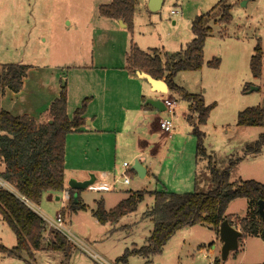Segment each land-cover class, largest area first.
<instances>
[{
  "label": "rangeland",
  "instance_id": "obj_1",
  "mask_svg": "<svg viewBox=\"0 0 264 264\" xmlns=\"http://www.w3.org/2000/svg\"><path fill=\"white\" fill-rule=\"evenodd\" d=\"M97 1L103 3V0H0V71L4 64H27L36 70L44 64H50L48 62H68V54L72 52L86 53V58L82 56L86 60L99 47L118 53L122 51L125 38L134 42L140 40L143 46L151 48L164 46L171 55L184 49L194 38V20L202 14L210 13L206 21L212 28V34L204 44L202 68L190 72L180 71L174 79L180 88L202 95L205 104L211 106L206 123L200 124L206 153L198 162L197 185L192 184L187 188L190 192H207L212 189L215 180L211 168L218 172L229 168V180L232 183L255 180L264 184V145L258 153L247 152V147L253 146L260 134L264 133V127L241 128L237 125L240 111L254 106L264 108V0H163L157 11L147 9L150 0H138L132 28H122L119 23L116 32V29L105 26L100 16H97ZM225 6L230 7L231 15L227 24L224 22ZM173 9L178 11V15L171 14ZM70 21L72 24H69ZM100 29L108 38L102 36L95 41L92 32ZM257 44L263 50V67L259 77L252 74L250 66ZM165 50L163 59L166 60L168 57L164 54ZM215 58L220 60L219 66L210 67L208 62ZM31 75L29 89L25 93L29 100L39 95L35 86L36 79L33 80L36 74L34 72ZM46 75V83L54 82L50 73L46 72ZM65 82L64 76L60 82L61 88ZM254 87L257 90H251ZM177 93L174 90L170 92L178 106L173 114L158 111L159 118H170L174 124V129L169 131L170 137L165 140H160L161 131L155 132L154 142L157 146L153 157H150L153 160L148 162L152 164L154 161V168L160 172L164 169L162 158L171 157L174 151L181 148L186 153L196 150L193 125L181 116L180 109H185L183 106L186 101L181 96L180 99ZM166 96L164 94L162 99ZM12 103L19 101L6 99L4 104L9 107ZM192 120L198 122L197 117ZM117 162L116 177L122 169V158H118ZM128 178L131 183L123 184V177H119V183L111 191L83 189L75 194L86 205V210L74 213L66 210L63 218L64 234L72 250L69 264H101L104 261L108 264H212L213 260L220 258L222 245L218 233L212 226L201 223L177 230L166 242L163 251L150 257L149 263L138 255L130 256L126 263L118 262L117 259L127 248H133L134 243L137 246L145 244L153 227L147 217L153 197L146 195V200L141 202L138 210L122 218L114 227L101 224L95 219L92 210L96 208L97 201L103 199L104 207L109 210L124 198L125 191L161 189L160 183L153 178L139 179L130 174ZM3 183L0 179V186L14 191ZM167 184L165 186H171ZM51 195H43L36 205L41 215L48 220L55 219L61 213L62 199L67 201V195L62 191L51 192ZM57 197L62 199L58 200ZM247 202L246 198H237L227 207L226 213L235 216L236 225L246 216ZM48 220L44 223L43 249L37 254L40 261L37 263L63 264L66 259L62 251L47 250L54 231H59L49 226ZM114 228V233H110ZM14 232L0 217L1 246L12 248L16 245ZM94 254L99 258L93 257ZM0 264L26 262L0 252ZM220 264H264V238L247 235L226 261L220 258Z\"/></svg>",
  "mask_w": 264,
  "mask_h": 264
},
{
  "label": "trees",
  "instance_id": "obj_2",
  "mask_svg": "<svg viewBox=\"0 0 264 264\" xmlns=\"http://www.w3.org/2000/svg\"><path fill=\"white\" fill-rule=\"evenodd\" d=\"M136 0H112L109 4L99 7L103 17L122 20L128 27L133 26ZM230 7H224L226 24L230 22ZM208 14L198 16L193 22L194 38L186 47L165 60L155 53H147L133 44L127 58V67L131 72L137 70L151 74L156 79H164L170 90L182 93L184 100L191 102L190 110L197 113L199 124H204L209 116L211 106L205 104L202 95L191 94L181 89L175 82L174 76L180 71L200 70L204 63V44L210 28L206 26ZM263 50L260 44L254 48L250 66L252 74L259 77L263 67ZM218 58L208 62L217 68ZM29 69L25 64H4L0 71V97L6 89L19 92ZM58 98L50 105L49 120L37 123L28 115L14 116L0 109V159L5 164V170L0 173V179L10 188L0 186V217L15 231L17 243L12 248L0 245V252L25 260L26 264H36L35 252L43 249L45 225L42 217L29 207L21 197L27 198L37 205L43 194L49 191H62L65 188V156L66 137L69 133L78 131L85 124L83 114L87 100L77 109L73 117L67 115V93L65 86ZM190 118V117H189ZM237 125L242 127H264V108L254 106L238 113ZM193 134L196 137V152L198 156L205 155L203 144L204 133L193 124ZM264 145V133L260 134L253 146L247 147V152L258 153ZM215 186L207 192L177 193L167 190L128 191V196L115 207L106 210L104 200L96 203L93 215L101 224H117L122 218L138 210L139 204L146 195L153 197V204L148 210V218L153 224L147 244L138 248L126 249L117 259L126 263L132 255L153 256L160 254L166 242L177 230L208 224L219 232L220 222L232 216L226 214L230 202L237 198L249 201V211L237 224L247 235L264 238V217L258 211L259 201H264V184L255 180H241L232 183L229 180V168L218 172L211 168ZM78 191L69 189L67 210L78 212L86 210L80 197H75ZM65 210L62 209V215ZM235 225V224H234ZM53 239L49 240L47 250L62 251L69 264L71 245L64 234L54 231ZM242 240V239H241ZM220 263V258L215 264Z\"/></svg>",
  "mask_w": 264,
  "mask_h": 264
},
{
  "label": "crops",
  "instance_id": "obj_3",
  "mask_svg": "<svg viewBox=\"0 0 264 264\" xmlns=\"http://www.w3.org/2000/svg\"><path fill=\"white\" fill-rule=\"evenodd\" d=\"M110 2H112V0H103V3L97 1L95 7L97 16H100L99 19L102 23L108 28L116 29L114 30L116 32L119 30L117 26L120 27V20L103 17L99 14L100 5L109 4ZM137 2L138 0H136L135 10ZM162 3L163 0L161 5ZM147 9L151 11L149 7H147ZM173 23H175V21ZM69 24H72V21H70ZM206 26H209L207 21ZM121 27L125 28L127 25L125 24V27L121 25ZM209 28L210 31L208 36L212 34V28L210 26ZM102 31L103 29L92 32L95 41L102 36L106 39L107 35ZM125 39L122 43V51L119 50L118 53H116V51H114L115 53L108 52L106 49H103L104 47H99V50L92 51L88 56L89 58L86 60H83V57L86 58V53L72 52L68 54L70 59L68 62H48L50 64H44V66H41L42 68L39 67L36 70L32 65H28L29 69L23 80L22 89L19 92L6 89L4 96L0 97V109L8 111L14 116L28 115L38 124L49 120L48 110L50 105L59 97L64 86L67 93L66 112L70 118L73 117L77 109L82 107L83 101L87 100L86 110L83 114L85 124L81 126L78 131L71 132L66 137L65 188L62 192L67 195V201H64L61 197H57L58 200L62 199V204H64L62 209L65 210V213L69 201L70 186L68 182L71 179L83 181L94 176V184L87 189L96 191L114 190L119 182H117L112 189L107 188V186L111 185L120 177V175L116 177L118 171L117 165L119 164L117 162L118 158H122V164H120L122 169L120 170V174L124 170V163H130L127 174L136 175L139 179H155L161 185V189L155 190L184 193L190 192L187 188L189 185H197V166H199L198 162L201 156L197 155L196 150L186 153L185 149L181 148L179 151H174L171 157L162 158L161 162L164 164V169H162L163 172L154 168V161H152V164L151 161L148 162L150 159L153 160V158L150 157H153L156 149L155 146H157V143L154 142V137L156 136L155 132L157 130L159 132L161 131L160 140H165L170 137L169 133H165L160 128V121L162 118L158 117V111L166 112L164 104H153L150 101L160 100L163 102L165 99L173 97L170 94V89L166 93L155 91L146 79L138 75L140 70L134 73L131 72L127 67V58L133 44H136L141 50L147 53L154 55L156 53L160 55L162 59L165 58L163 55L165 47L151 48L149 46H143V42L140 40L134 42L133 40ZM182 49L183 48H181V50ZM164 54L166 57L170 56L166 50ZM34 72L36 75L33 80L36 79L35 86L39 95L34 96L37 97L36 99L29 100L25 93L27 89H29L28 86L32 76L31 73ZM46 72L51 74L52 81H54L51 82V84L46 83L47 75L44 76ZM64 76L66 77V82L61 88L60 82ZM57 82H59V85ZM33 91L35 92V88ZM164 94H167V96L162 99ZM177 94L180 98L182 93ZM6 99H12L14 102L19 101V103H12L9 107H6V104H4ZM23 101L25 103H23ZM185 101L186 104L183 106L185 109H180L182 111L181 116L186 118L192 125L195 124L201 131V125L198 122H192V119H196L197 115L190 110L191 102L189 100ZM189 116H191L192 119L191 117L189 118ZM136 160L144 167V172L140 174L133 169ZM4 170L5 164L0 159V173ZM122 183L130 184L131 181L129 179V183ZM165 183H169L167 185L171 186L167 187ZM171 187L176 191L172 190ZM129 191L134 192V190ZM51 192L61 191H49L45 192L43 195L48 194L50 197L52 196ZM125 192L124 198L128 196V191ZM249 204L248 201L247 212L249 211ZM65 213L62 215L63 218H65ZM227 215L232 216V224L236 225V223H234L235 216L231 214ZM148 219L150 221V218ZM117 224L113 223L110 225L114 227ZM237 226L238 225H236V227ZM131 229L132 228H130V230ZM115 230L116 228L111 229L110 233H114ZM151 231L148 236H150ZM217 233L218 237H220L219 232ZM147 239L144 245L147 244ZM134 245L133 248L141 247L137 246L136 243H134ZM39 253L40 251L35 252L36 264H38L37 262L39 261L37 257ZM141 257L146 260V263L151 262L150 257L152 256ZM218 259L219 258L213 260L212 264H215Z\"/></svg>",
  "mask_w": 264,
  "mask_h": 264
},
{
  "label": "water",
  "instance_id": "obj_4",
  "mask_svg": "<svg viewBox=\"0 0 264 264\" xmlns=\"http://www.w3.org/2000/svg\"><path fill=\"white\" fill-rule=\"evenodd\" d=\"M162 0H150L148 4V7L151 11H157L161 7ZM119 23L125 27V24L122 22V20L119 21ZM138 75L141 78L146 79L150 85L154 88L155 91H159L161 93H166L169 90L168 84L161 79H156L154 76H152L149 73H146L144 71H139ZM251 90H257V88H251ZM153 104H163L160 100L150 101ZM133 169L136 170L139 174L144 172V167L140 164L139 161H135L133 165ZM95 182V177L91 176L89 179L79 181L77 179H71L68 184L71 189H74L76 191L83 190L89 188L92 184ZM258 211L262 217H264V201L260 200L258 205ZM219 235L220 240L222 242L221 246V255L220 258L222 261H226L230 254L237 250L240 245V240L243 237V231L236 227L234 224H232L229 219H224L222 222H220L219 226Z\"/></svg>",
  "mask_w": 264,
  "mask_h": 264
},
{
  "label": "built area",
  "instance_id": "obj_5",
  "mask_svg": "<svg viewBox=\"0 0 264 264\" xmlns=\"http://www.w3.org/2000/svg\"><path fill=\"white\" fill-rule=\"evenodd\" d=\"M171 14L173 15H178V11L173 9L171 10ZM163 104L165 106V110L166 112H169L171 114H173V112L175 111L176 107H177V102L175 99L173 98H169V99H165L163 101ZM160 128L165 132V133H169V131L171 132L173 129H174V124H173V121L172 119L170 118H164L160 121ZM129 164L130 163H124V170L121 172L120 174V178L123 177V182L124 183H129V178H128V174H127V171H128V168H129ZM119 181V179H116V181H114L111 185L107 186V188H113L114 185ZM4 185H7L6 183H3ZM106 188V189H107ZM21 199L29 206L31 207L33 210H35L41 217L42 219L44 220V222L46 223L48 219H45L44 216L41 215L40 213V210L39 208L36 207L35 204H33L32 202H30L27 198L25 197H21ZM64 206V204H63ZM50 220V219H49ZM48 220V223L50 226H53L54 228L58 229L60 232H62L64 234V220H63V216L62 214L59 213V215H57V217L55 219H52L49 221ZM236 226V225H235ZM65 235V234H64ZM93 257L95 258H99L97 255H93ZM101 264H108L106 263L105 261L104 262H101ZM109 264H112V263H109Z\"/></svg>",
  "mask_w": 264,
  "mask_h": 264
}]
</instances>
